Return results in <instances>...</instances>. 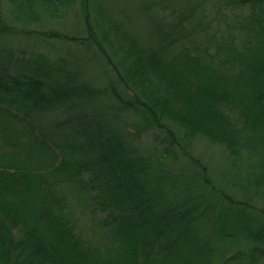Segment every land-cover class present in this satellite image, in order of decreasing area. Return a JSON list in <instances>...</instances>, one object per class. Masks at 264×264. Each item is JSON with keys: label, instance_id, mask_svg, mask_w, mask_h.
I'll list each match as a JSON object with an SVG mask.
<instances>
[{"label": "trees", "instance_id": "1", "mask_svg": "<svg viewBox=\"0 0 264 264\" xmlns=\"http://www.w3.org/2000/svg\"><path fill=\"white\" fill-rule=\"evenodd\" d=\"M240 1L253 2L259 13L251 39L219 57L194 47L190 13L154 23L153 41L143 45L101 0H0V120L28 123L25 142H9L8 128L0 136V264H264L257 263L264 258V207L256 211L253 204L254 197L264 202V0ZM92 5L96 25L106 26L101 37ZM71 11L82 18L80 34L55 26ZM71 41L91 53L72 62L56 49V42ZM117 50L123 72L113 61ZM97 59L112 67L125 92L114 80L89 88L77 81L78 66ZM88 100L106 101V108L86 110ZM51 110L65 115L52 121L60 140L41 136L31 120L35 111ZM123 111L137 120L122 138L110 118ZM171 123L184 127L186 138L220 145L247 168L256 184L248 198L221 196L224 205L212 207L197 196L182 179L185 168L169 165L178 156ZM148 131H156L159 147L140 155L129 138L135 144ZM189 157L209 182L206 167ZM62 184L87 195L109 233L104 249L79 229ZM236 233L254 244L226 256L213 248V236Z\"/></svg>", "mask_w": 264, "mask_h": 264}, {"label": "rangeland", "instance_id": "2", "mask_svg": "<svg viewBox=\"0 0 264 264\" xmlns=\"http://www.w3.org/2000/svg\"><path fill=\"white\" fill-rule=\"evenodd\" d=\"M101 1L102 5L106 4L107 7L104 8L109 14V17L113 19V21L118 22L129 36L143 45L153 41L152 27L155 25L154 23H159L160 21L163 25H168L174 15L180 12L183 14L190 13V18L192 19L190 24H187L186 27H196L194 47L209 50L219 57H224L227 54L229 55L247 44V41L251 39L248 33L252 26V18L254 15L259 14L253 2L243 3L240 0ZM90 10V18L93 21L95 31L97 35L101 37L106 26L96 25L95 18L93 17L96 13V9L92 5L90 6ZM81 19L78 11H71L61 23L55 26L59 30H65L70 34H80L82 32ZM99 23L101 24V22ZM56 45L58 46L56 49L64 52L72 62L79 61L81 57L80 53H91L87 47L79 48V46H76L74 41L64 44L56 42ZM48 52L49 49L46 50V53ZM112 56L114 57V63H116L123 72L122 66L120 65V63L123 64L122 51L117 50L116 56ZM97 61L98 62L91 61L80 64L78 66V73L77 64L71 63L68 65L72 67L76 65L75 73L79 76V80L77 81L83 82L84 86L86 84L85 87L87 88H89L88 85L91 87H103L107 85L109 80H114L117 83L116 86L118 89L125 92V87L118 80L117 75L114 74L115 72L112 70V67L105 63L103 59H97ZM84 102L83 108L88 110L89 107H91L93 112L105 109L107 105V102L103 100L98 103L92 100ZM64 116L65 115L60 112L52 110L49 112L35 111L31 115V120L39 127L41 136L43 135L46 139L60 140L65 137L61 135L59 129L53 127L52 121L62 119ZM135 120L137 119L129 111L120 113L119 118H110L112 125L116 126L119 124L120 126V128H118L120 133H118L119 137L126 135V130L131 131V125ZM27 124L28 123L25 121L13 117H4L0 120V136H4L5 134L2 135V132H5L4 129L8 128L7 138L9 142H25L28 138ZM172 128H174L175 134L173 138L169 137V140L175 139L178 141V145L175 146L178 151L176 152L178 156L176 158H170L172 162H169V165L173 168V171L175 170L176 172L185 168L184 171L188 179L183 176L182 179L185 181L189 180L193 192L197 196H201L202 200L208 203V205L210 204L212 207L224 205V199H221V196L231 197L233 200L237 201L246 200L250 195L248 193L255 190L256 184H252L253 176L246 174L248 169L244 168L242 165L235 164L223 147L216 143L209 142L206 138L200 136L186 138L184 127L179 124L173 123ZM155 134L156 131H148L137 139L135 144V140L132 138H129V141L132 145H135L138 154L142 155L145 153V150L150 148L157 149L159 147L157 143L154 142ZM9 147L11 146H5L6 149L8 148L13 152L14 150ZM189 156L197 158L206 167L208 173L207 180L209 182H203L199 172L189 164ZM21 157L26 158V155L22 154ZM260 157L262 158L261 162H264V150L260 154ZM42 160L43 158H41V161ZM61 186L62 190L63 187L66 190V198L70 206L69 210L72 213L73 219L76 220L79 229L87 234L92 242H95V246H101V248L104 249L105 246L109 245L107 243V241H109V233L103 231L98 225V216L96 213L94 214L91 207L87 205V195L73 189L74 187H68L63 184ZM245 191H247L246 194ZM253 201V204L257 207L256 211L264 207V202L258 197H254ZM230 205L232 206L233 204ZM210 229V226H207L204 229V233H208ZM213 237V248L217 251H221L223 256L230 255L237 250L245 251L250 245L254 244L245 240V237L238 233L233 234L231 238ZM255 257H257V254H255ZM263 259V257H257V263ZM243 262H245V260L241 261V263Z\"/></svg>", "mask_w": 264, "mask_h": 264}]
</instances>
